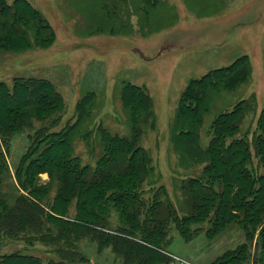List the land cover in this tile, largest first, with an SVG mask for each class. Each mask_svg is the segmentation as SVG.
Segmentation results:
<instances>
[{
  "label": "rangeland",
  "instance_id": "1",
  "mask_svg": "<svg viewBox=\"0 0 264 264\" xmlns=\"http://www.w3.org/2000/svg\"><path fill=\"white\" fill-rule=\"evenodd\" d=\"M24 1L42 14L53 30V37L45 46L32 45L30 41L27 48H22V38L12 32L8 46L0 45V81L8 87L16 81L38 86L48 82L56 92V107L60 111H34L26 105L6 116L0 113V130L15 132L8 147L0 138V214L2 202L12 205L19 194L15 174L20 172L27 182L34 179L46 186L47 194L43 197L46 204L62 203L61 208H67L64 220L74 217L75 199L63 204L56 198L58 182L50 179V175H55L53 169L50 173L34 174V170L25 169L29 162L31 166L38 164V160L29 161V154L24 157L23 151L32 141L34 131L45 125L52 133V147L46 154L54 162L66 156L77 157L91 173L101 158L102 193L95 201L106 203L107 208L97 210L99 218L105 219V227L96 229L120 238V253L128 260L103 242L98 248L97 241L103 237L88 235L87 231L75 244L80 253L73 257L82 253L81 261L61 260L54 246L36 240L34 235L28 241L0 235V255L27 254L38 257L43 264L49 261L133 264L153 253L144 249L149 247L141 241V227L158 249L161 261L156 264H225L233 253L238 255L234 264H262L256 257L264 216L260 217L252 208L254 204L264 206V199L256 200L255 191L240 192L239 200L234 201L238 209H230L225 217L213 218L210 203L204 199L206 193L198 192L201 200H197L192 187L188 186L190 192L186 193L182 185L186 178L199 173L210 158L208 147L214 118L254 92L256 112L247 113L236 125L237 136L246 133L251 137L256 117L264 107V80L260 79L264 65L260 59L264 13L260 12H264V6L250 24L246 21L251 17L243 19L246 10L241 11V7L264 1L252 0L249 5L246 0ZM12 2L5 1L8 5ZM237 20L243 22L236 23ZM5 31L0 21V36H5ZM27 37L31 39V34ZM244 51L251 66L249 84L210 89L199 113L177 110L178 97L191 79L231 64ZM127 86H135L141 93L134 108L127 106L130 99ZM78 102L83 103L81 109ZM50 114L52 118L46 117ZM41 116L46 118L38 119ZM18 117L31 119L25 129L16 132L23 127ZM53 118L58 121L52 126ZM62 129L68 130L53 137ZM133 129L135 134L139 133L135 138ZM222 140L226 143L230 137ZM136 147L141 149L135 151ZM141 150L148 167L143 162L137 163L142 171L134 183L126 190H116L113 181L118 180L119 174L113 173H119V168L124 169L128 161L132 163L130 154ZM240 164L253 178L264 173L263 168L254 169L260 161L252 142ZM53 168L61 167L53 165ZM259 182L264 179L258 180L254 187ZM160 185L163 186L159 188ZM219 197L217 194L215 201ZM88 201L94 203V198ZM79 212L84 214L81 209ZM192 212L201 216L183 224L182 236L177 228L180 224L177 226L175 222ZM153 262L149 260L146 264Z\"/></svg>",
  "mask_w": 264,
  "mask_h": 264
},
{
  "label": "trees",
  "instance_id": "2",
  "mask_svg": "<svg viewBox=\"0 0 264 264\" xmlns=\"http://www.w3.org/2000/svg\"><path fill=\"white\" fill-rule=\"evenodd\" d=\"M6 0H0V21L1 25L4 26L7 31L6 35L0 36V45L8 46L7 39L12 34L20 35L19 39L22 38V48H27L28 44H37V46L47 45L53 37V30L42 16V14L31 7L24 0H13L12 4H6ZM29 29V30H28ZM13 32V33H12ZM12 33V34H11ZM31 34V39L27 37V34ZM251 73V66L246 55H242L236 58L231 64L214 68L209 70L202 76L191 79L184 89L181 91L178 97L177 110L179 112L186 113H199L201 111L202 103L205 99L206 93L210 89L216 87H238L242 83H247ZM16 81L12 87H8L6 83L0 81V113L6 116L12 111H19L24 106L29 105L33 107L34 111H60L56 107L55 97L56 92L53 90L50 83H45L44 86L31 85L28 82ZM129 91H128V90ZM126 91L129 92V103L127 106L134 108L135 100L140 98L141 93L139 88L133 86H127ZM132 93V94H131ZM132 104V105H131ZM28 106V107H29ZM77 106L83 107V103L78 102ZM36 107V108H35ZM79 109H77L79 111ZM142 111V108L140 109ZM257 110V97L256 94H250L247 98L237 100L235 104L225 112L218 114L212 123V137L209 142L210 158L205 162L201 171L194 175V177H188L185 179L186 183L183 182V189L187 193L188 186L192 187V193L197 200H201L200 194L206 193L204 199L210 203L209 209L213 211V218L219 216L225 217L229 214L230 209H238V204H234L235 199L239 200L240 192L255 191L258 195L255 196L256 200L260 202L264 199V182H259L257 186L254 184L258 180L264 179V173L257 175L259 178H253L250 172L242 167L244 162V156L249 152L250 142L253 143L255 149V156L259 155L260 165L254 169H264V107L259 111L256 120L255 127L251 133V137L248 138V134H242L237 136L239 131L238 121L243 118L244 115L250 112H256ZM145 112V111H144ZM14 113V112H13ZM46 117H51L48 115ZM46 117H39L42 120ZM15 118H13L14 120ZM22 128H19L16 132L25 129L30 119L20 118ZM13 120H10L13 122ZM56 119H51V125H55ZM54 122V123H53ZM74 126V125H73ZM131 127H135L131 125ZM47 126H39L31 135L33 138L27 148L23 151V156L28 157L29 161L38 160L37 166H31L30 162L26 165V170H34L33 174L38 171H48L53 169L55 175H50V179H56L58 182V188L56 190V198H60L63 204H69V201L75 199V210L74 217L65 219L63 215L67 212V208H61V204L53 205L46 204L43 197H46L47 188L45 185L38 184L33 179L22 178L20 172L16 168V181L19 188L18 195L14 198L12 205H7L4 201L1 205L0 214V235L6 239L23 240L28 241L31 235H34L36 240L45 241L46 244L54 246V250L61 260L70 261H81L84 258L82 253L81 256L74 258L73 256L79 252V248L76 249L75 244L80 242L83 238L84 233L87 231L89 234H96L97 236L103 237L102 241H97V247L102 245V242L108 245L111 250L118 256H124L126 260L127 256L120 253V238L111 236L101 230H97L96 227H105V219L99 218L98 209L106 207V203L96 202L95 199L101 195L103 183L100 176L104 173L101 172L99 162H96L91 173L88 172L87 165H81L77 157L66 156L54 162L53 159L47 156L46 152L50 150L51 136L52 133L49 131ZM68 129H62L57 133L59 135L63 131ZM48 131L50 133H48ZM236 132V134H235ZM15 133V132H14ZM13 133V134H14ZM1 142L8 147L9 139L13 134L10 132L0 130ZM139 133L135 134L134 129L132 132L133 138L138 136ZM230 137L228 142H223L222 139ZM137 149H141L136 147ZM134 151V152H135ZM141 150L137 154L131 153L129 159L133 163L128 161L127 166L118 170L119 173H113V175L119 174L118 180L113 181L116 184L114 187L118 191L126 190L127 186L132 185L135 181L136 175L142 171L138 168L137 163L143 162L148 167L146 157ZM2 157V155L0 154ZM114 158V157H113ZM75 160V162H74ZM61 168L59 170L54 169L53 165H57ZM150 168H153L150 166ZM146 170V169H145ZM58 171V173H57ZM29 173L30 172H26ZM102 173V174H101ZM209 174V175H206ZM134 176V177H133ZM130 177H133L129 180ZM160 174H158V178ZM121 179V180H119ZM109 183L108 180H106ZM163 185H160L161 188ZM251 186L254 188L252 190ZM221 188V190H220ZM68 191L70 193H68ZM93 192L94 195H87ZM190 192V188L189 191ZM200 194H199V193ZM219 194V200L215 201L216 195ZM247 194L242 196V200ZM94 198V203L89 202L88 198ZM55 198V199H56ZM187 199V196H186ZM241 200V201H242ZM69 207V206H68ZM195 206V203L193 205ZM256 209L259 216H264V206L261 204H254L252 209ZM79 209L84 214L79 212ZM251 209V208H250ZM53 212V214L51 213ZM248 212V210H246ZM204 214V213H203ZM188 216H184L182 219L177 220L176 225L178 226L179 233L183 236L185 233L183 224L186 221H192V219H199L200 214L194 212L188 213ZM73 221V222H70ZM179 223V224H178ZM260 224V223H259ZM17 225V227H16ZM107 226V224H106ZM80 227V228H79ZM104 229V228H101ZM140 235L142 237L143 245H148L149 250L152 253L146 254L143 261L138 258L133 264H146L147 261L153 260L152 264L160 262L159 253H157L155 243L151 241L144 233V228L139 227ZM93 238V237H91ZM95 239V238H93ZM108 242V243H107ZM259 262L264 264V224L259 232L258 240ZM75 252V253H74ZM80 253V252H79ZM70 255V256H68ZM238 259V255L233 253L229 255L225 264H234L233 262ZM140 260V261H138ZM261 260V261H260ZM128 263V262H126ZM131 264V262H129ZM0 264H43L42 261L35 256L31 255H18V254H7L0 255ZM47 264H63L61 261L52 262L49 261Z\"/></svg>",
  "mask_w": 264,
  "mask_h": 264
},
{
  "label": "crops",
  "instance_id": "3",
  "mask_svg": "<svg viewBox=\"0 0 264 264\" xmlns=\"http://www.w3.org/2000/svg\"><path fill=\"white\" fill-rule=\"evenodd\" d=\"M264 1V0H263ZM246 2H249V3H247L246 5H249L251 2H252V0H246ZM264 6V3H259L258 5H252V6H250V7H246V8H244V7H241V11L242 10H246V13H245V15H243V19H245V17H251L250 19H248L247 21H246V23H253V21L255 22V16H259V14L261 13V14H263L264 12H260V10H261V8ZM260 12V13H259ZM257 13H259L258 15H257ZM243 22V20H237L236 21V23H242ZM249 23V24H250ZM236 25H238V24H236ZM263 36H262V39H261V57H260V59H263V63H264V26H263ZM245 53H244V55H246V51H244ZM242 56V55H241ZM246 56H248V55H246ZM240 57V56H239ZM238 58V57H237ZM251 60V59H250ZM252 79V76H251V73H250V76H249V80H248V84H249V81ZM260 79L262 80H264V65H263V72H262V76L260 77ZM254 93V92H253ZM250 94H252V93H250ZM255 94V93H254Z\"/></svg>",
  "mask_w": 264,
  "mask_h": 264
}]
</instances>
